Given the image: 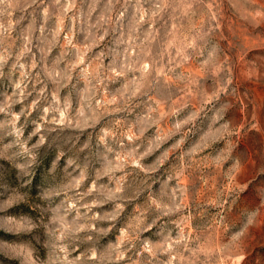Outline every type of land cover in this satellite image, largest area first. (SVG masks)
I'll return each mask as SVG.
<instances>
[{
	"label": "rangeland",
	"instance_id": "obj_1",
	"mask_svg": "<svg viewBox=\"0 0 264 264\" xmlns=\"http://www.w3.org/2000/svg\"><path fill=\"white\" fill-rule=\"evenodd\" d=\"M0 264H264V0H0Z\"/></svg>",
	"mask_w": 264,
	"mask_h": 264
}]
</instances>
